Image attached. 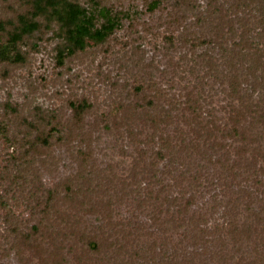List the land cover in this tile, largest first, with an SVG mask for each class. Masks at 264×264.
I'll return each instance as SVG.
<instances>
[{"label": "rangeland", "instance_id": "374dc122", "mask_svg": "<svg viewBox=\"0 0 264 264\" xmlns=\"http://www.w3.org/2000/svg\"><path fill=\"white\" fill-rule=\"evenodd\" d=\"M97 1L121 17L104 42L60 65L54 23L22 44L24 63L0 62V264H264V215L238 195L233 142L192 147L198 129L180 112L187 98L199 101L221 134L240 103V120L264 145V0ZM28 8L0 0V20ZM233 81L243 102L230 97ZM247 157L259 175L263 160ZM173 160L213 176L198 190L215 198L207 224H196L204 233L170 222V194L180 190L170 192ZM254 170L246 191L257 200ZM139 228L150 247L131 243ZM90 237L100 255L84 254Z\"/></svg>", "mask_w": 264, "mask_h": 264}, {"label": "trees", "instance_id": "16d2710c", "mask_svg": "<svg viewBox=\"0 0 264 264\" xmlns=\"http://www.w3.org/2000/svg\"><path fill=\"white\" fill-rule=\"evenodd\" d=\"M27 1L29 8L26 13L18 14L15 19L0 20V36L2 37L5 35L4 39L2 41L0 40V62L2 63H24L26 61V56L21 51L22 44L27 38H30L34 34L40 33L42 30L51 29L54 23L58 26L60 30L59 34L63 38V44L58 47L57 51V61L60 65L63 64L67 57H72L79 52H83L92 43L98 44L107 40L121 23L119 14L113 12L111 8L101 5L97 0H90L92 4L91 7L84 6L79 0ZM154 6L155 5H152L151 9ZM240 94L241 87L239 82L236 83L233 81L230 90L231 99L236 102H243L239 97ZM186 102V107L184 109L186 111H180L182 118L185 120L186 125L190 124L196 126L198 129H192L191 133L195 137H190L189 144L192 147L199 145L203 148H206L208 145V148L212 149L216 140L220 143L221 136L222 138L225 136L228 137L233 142L232 149H234L237 157L234 161L236 163L234 168L230 170L232 171V180L238 184V195H240V197L242 194L247 196L249 199L248 202L250 201L249 206L256 205L255 207L258 210L253 211V208H249L247 209L248 211L252 213L255 212L257 215H264V166L262 165L260 167V174L258 175L256 165L248 168L247 164H245L249 159L247 156L254 157V154L263 160V164L264 151L262 149H264V145H260L258 148L256 147L258 145V140L252 137L250 129L245 128V125L240 120L243 116V111L240 109L242 105L239 103V109L232 106L228 132L224 131L220 134V129H215L212 121L203 120L202 113L204 110L199 101L187 98ZM172 105L177 106L176 104ZM88 108V105L84 103L74 106L75 112H77L79 116ZM176 110L179 111L178 108ZM186 113L189 114V116L186 117ZM263 119L264 114L263 116H259V123L264 122ZM215 132L220 135L215 136ZM188 135L191 134L188 133ZM46 141L48 140L44 139V142ZM189 144H185L187 148ZM218 147L222 148V144H218ZM245 157L248 159H245ZM244 159L245 163L243 164ZM174 162V160L171 162L166 172L170 181L173 183L170 184V192L173 190V187H179L180 190L176 191L177 195L175 196H173L172 193L170 194L171 206H173V208L171 207L170 222L171 224H175L174 222L176 221L179 222L181 224L180 227L185 230L186 234L204 233L196 224H198L199 221L203 222L204 225L207 224V215H210L215 207V198L213 199L214 196H211L210 200L205 201L202 191L198 190L207 189L210 185H214L212 180L213 176L210 170V174L205 172V170L207 171L206 167H198L201 168V172H196L195 174L186 167H184L182 171H179L178 168L173 165ZM253 168H255L253 175H258L257 178L253 179L254 185L256 187L258 186V191L256 189L255 192L262 197L257 200H252L249 191H246L248 183L252 181V179L246 180V178L247 175L252 173ZM203 181L205 182L204 184L202 183ZM139 195H141V192H139L138 196ZM198 199L201 200L202 206L198 207V210L201 211L197 212L194 210L191 215V207L193 205L197 206L196 200ZM175 215L177 216L176 218ZM178 215L182 217L178 218ZM143 231V228L134 230L136 233H132L133 240L131 243H136L140 247L145 245L150 247L151 244L146 240L150 236L147 234L144 235L142 233ZM154 237H156L155 233L152 234L153 241ZM143 238H145V240ZM108 241L109 240H107V242ZM107 245L110 249L114 247L113 243H108ZM85 246L87 251L83 250L84 254L93 253L100 255L101 250L105 248L102 242L98 241L97 237H90L89 240L86 241ZM150 251H153V249H150ZM160 253H163L162 250ZM168 257L173 258V255L163 256V260L168 262Z\"/></svg>", "mask_w": 264, "mask_h": 264}]
</instances>
